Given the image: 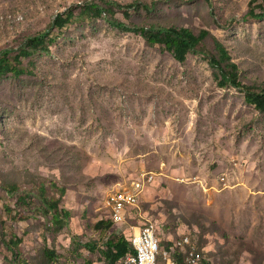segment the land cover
Wrapping results in <instances>:
<instances>
[{
  "label": "rangeland",
  "instance_id": "obj_1",
  "mask_svg": "<svg viewBox=\"0 0 264 264\" xmlns=\"http://www.w3.org/2000/svg\"><path fill=\"white\" fill-rule=\"evenodd\" d=\"M85 1L0 0V54H15L59 13L75 12L52 29L49 52L23 59L32 74L0 77L4 238L22 237L27 264H109L103 250L112 233L128 237L132 226L153 224L162 247L187 244L212 264H264V112L241 88L221 86L202 54L181 63L139 33L80 15ZM115 1V16L128 24L210 31L242 81L264 85V18H244L263 0ZM139 177L141 197L125 206L126 221L100 234L94 224L112 217L111 193L133 192ZM41 186L50 198L66 189L67 225L53 222ZM25 193L29 205L18 202ZM4 238L0 264H19ZM159 261L166 264L162 254Z\"/></svg>",
  "mask_w": 264,
  "mask_h": 264
},
{
  "label": "trees",
  "instance_id": "obj_2",
  "mask_svg": "<svg viewBox=\"0 0 264 264\" xmlns=\"http://www.w3.org/2000/svg\"><path fill=\"white\" fill-rule=\"evenodd\" d=\"M78 6V5H77ZM82 8L80 15H83L92 20L104 18L111 26L124 30L139 33L145 39L148 45H161L168 51H170L174 57L181 63H184L189 53H199L205 56L209 61L210 66L214 69L215 77L221 86L231 84L237 88H241L245 91V100L247 103L254 105L259 111L264 112V85L259 84H246L241 79V72L238 64L233 61L232 55L225 45V43L218 37L211 36L210 31L203 29L196 34L191 28L179 27L176 25H162L160 23H151L149 25L143 24H128L115 16V7L120 6L115 0H105L103 2H97L95 0H87L84 3H80ZM143 7L150 10L151 7L148 4H143ZM259 8V10H257ZM75 17V12L72 7L66 11L59 13L48 29L28 37L25 43L21 46L18 52L12 54L10 49L4 50L0 54V77L7 76L9 74L20 77L24 74H32V71L23 65V59L33 56L36 53H43L50 51V44L54 42L52 36V29H63L66 24L70 23ZM244 18L263 19L264 18V0L262 3H251ZM211 37L212 46L207 45L206 40ZM55 187V184H52ZM9 192H13L11 187L5 186ZM40 195L43 203L48 208L52 215V220L55 224L63 227L67 225V221L71 217V211L60 206L61 199L65 195L66 189L64 187L59 188L60 196L58 198H50L46 195V188L41 186ZM30 194L25 193L18 197L19 204L29 205ZM8 211H12L9 206L6 207ZM112 209V208H111ZM29 218L28 214L22 212L19 213V219ZM113 226V221L109 218L100 219L94 224V229L100 234H106ZM0 235L2 238L6 236L4 223L0 220ZM131 232L129 236L119 234L117 232L112 233L105 242V249L103 250V256L109 264H121L122 259L128 253L134 252L133 245L130 241ZM7 247L13 251L19 264H27L26 261L20 259V244L22 243V237L16 234H12L9 239H3ZM90 251L95 249L91 243H86ZM160 247L163 250H169V256L174 259V264H185L186 254L195 251L189 247L180 248L172 242H167L165 246ZM176 247V248H175ZM166 248V249H165ZM202 254L201 251L197 249ZM195 251V252H197ZM197 252V253H198ZM49 258L53 259L56 256V252L52 249L46 250ZM160 254L158 255V262ZM164 256V255H163ZM86 264H92L91 261L86 260ZM198 264H212L209 260L203 259Z\"/></svg>",
  "mask_w": 264,
  "mask_h": 264
},
{
  "label": "built area",
  "instance_id": "obj_3",
  "mask_svg": "<svg viewBox=\"0 0 264 264\" xmlns=\"http://www.w3.org/2000/svg\"><path fill=\"white\" fill-rule=\"evenodd\" d=\"M140 177L142 176L140 175ZM140 177H139V184H137V187L133 189V192L131 194H128V196H121V190L120 189L115 190L111 193L110 201L106 203V206H112V204H115V198L130 199L133 197H141L142 185H140ZM151 181H153V178L147 179V183ZM110 219L114 223H123L126 221L125 212L116 211V214H114L113 217H110ZM148 232H153L151 226H140V227L132 226L130 241L133 245L134 252L128 253L125 256V258L122 259L121 264H152L151 250L155 246H160V239L158 237L157 232H155L156 240L148 241ZM181 245H187V244H181L180 242V248ZM163 258H165L166 264H174L172 252H171V256H163ZM185 259H188V264H196L195 252L194 254H186Z\"/></svg>",
  "mask_w": 264,
  "mask_h": 264
},
{
  "label": "bare ground",
  "instance_id": "obj_4",
  "mask_svg": "<svg viewBox=\"0 0 264 264\" xmlns=\"http://www.w3.org/2000/svg\"><path fill=\"white\" fill-rule=\"evenodd\" d=\"M137 187V186H136ZM132 191H128L127 193L121 195V196H128V194H131ZM137 197H133L130 199H125V198H115V204H112V206H110L112 208V217L114 216V214H116V211H120L123 212V210L125 209V206L127 204H132L136 201ZM110 201V200H109ZM109 207V206H108ZM147 226H151L152 227V231L153 232H148V241H155L156 240V228L153 224H149ZM188 242V239L186 240ZM195 251L189 252V254H194ZM160 253V246H155L152 248L151 250V262L152 264H159L158 262V255ZM170 253L168 251H166L164 253V256H169ZM201 260V255L197 252H195V263L198 264V262ZM188 264V259H186V263Z\"/></svg>",
  "mask_w": 264,
  "mask_h": 264
},
{
  "label": "crops",
  "instance_id": "obj_5",
  "mask_svg": "<svg viewBox=\"0 0 264 264\" xmlns=\"http://www.w3.org/2000/svg\"><path fill=\"white\" fill-rule=\"evenodd\" d=\"M131 232H132V230H131Z\"/></svg>",
  "mask_w": 264,
  "mask_h": 264
}]
</instances>
